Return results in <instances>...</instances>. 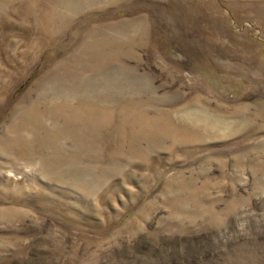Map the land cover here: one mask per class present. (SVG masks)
<instances>
[{"label":"rangeland","instance_id":"rangeland-1","mask_svg":"<svg viewBox=\"0 0 264 264\" xmlns=\"http://www.w3.org/2000/svg\"><path fill=\"white\" fill-rule=\"evenodd\" d=\"M0 264H264V0H0Z\"/></svg>","mask_w":264,"mask_h":264}]
</instances>
